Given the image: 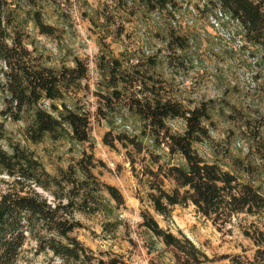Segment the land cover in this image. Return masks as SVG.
<instances>
[{
    "label": "trees",
    "instance_id": "trees-1",
    "mask_svg": "<svg viewBox=\"0 0 264 264\" xmlns=\"http://www.w3.org/2000/svg\"><path fill=\"white\" fill-rule=\"evenodd\" d=\"M137 1L143 10L175 20L187 0ZM199 1L204 9L213 10L222 24L235 22L244 41L264 51V0ZM37 2L0 0V93L4 96L0 140L8 142V147L0 142V175L9 178L0 194V264H23L25 244L30 239L36 241L37 253L55 258L48 264H128L122 253L94 251L74 234L83 226L78 214L111 215L115 207L125 204V197L119 187L101 179L95 171L102 161L91 142L92 116L76 97L89 76L88 63L75 56L74 65H47L30 47L29 22L46 35L55 29L44 22L35 7ZM165 44L169 61L185 56V35L170 29ZM148 58L150 64L138 61L125 65L118 56L102 55L98 67L107 91L99 93L102 118L108 119L107 113L116 106L125 107L140 126L138 134L125 130L113 134L111 129L104 141L112 148H125L134 171V153L146 152L136 176H146L151 209L168 218L175 206L192 204L218 225L231 223L239 214L263 213L264 193L252 181L217 161H208L196 148L197 143L211 138L208 124L212 122L213 106L202 103L190 108L165 95L157 77L158 61ZM45 100L50 101L49 107L44 106ZM8 118L24 121L25 136L33 143L47 137H68L79 144L88 143L89 148H83L80 157L67 167L51 173L32 149L9 139L5 127ZM176 118L185 121L184 131L171 129L169 120ZM141 137H147L152 147L165 149L168 159L162 160L161 153L146 147ZM175 157L179 162L171 161ZM236 163L243 167L240 161ZM151 209L141 210L143 233H139L142 240H147L143 246L149 264H264V224L259 221L242 226L251 247L210 256L185 233L176 234L161 226ZM119 224L118 220L109 221L105 229L115 231Z\"/></svg>",
    "mask_w": 264,
    "mask_h": 264
},
{
    "label": "rangeland",
    "instance_id": "rangeland-1",
    "mask_svg": "<svg viewBox=\"0 0 264 264\" xmlns=\"http://www.w3.org/2000/svg\"><path fill=\"white\" fill-rule=\"evenodd\" d=\"M138 2L38 0L35 7L41 11L44 22L55 27L54 32L41 33L32 22L28 23V29L33 41L30 47L47 65H74L75 56L88 63L89 76L83 80L84 88L76 97L79 105L92 116L91 142L96 157L102 161L95 171L101 179L119 187L125 197V204L115 207L111 215L78 214L83 226L74 234L94 251L108 249L122 253L128 264H149L143 246L147 240H142L139 233H143L141 210L151 207L146 197V176H136L146 152L134 153L137 159L134 171L125 148L121 145L112 148L104 141L111 129L113 134L123 130L138 134L140 126L125 107L116 106L107 113L108 119L102 118L99 107L103 100L99 93L107 91L98 67L100 56H118L125 65L138 61L150 64L152 60L148 57H151L158 61L157 77L161 79L165 95L190 108L202 103L212 105V122L208 124L211 138L197 143L196 148L208 161H217L224 168L236 171L264 193V51L245 42L235 22L224 25L222 20H217L213 10L204 9L202 1H185L175 20L143 10ZM170 29L185 35L188 41L185 56L172 58L173 61H169L165 44ZM3 98L0 93V109ZM49 103L45 100L44 106L49 107ZM169 124L173 131L185 129L182 118L171 119ZM5 127L10 140L32 149L54 174L60 167L76 161L83 148H89L88 143L79 144L68 137L58 140L47 137L33 143L25 136L22 120L8 118ZM141 139L146 147L161 153L162 160L168 159L165 149L152 147L147 137ZM0 142L8 147L5 139ZM128 149L132 150V146ZM171 161L179 162V158ZM238 161L243 167L236 163ZM8 180L7 176L0 175V194L7 188ZM42 192L53 199L46 191ZM152 212L161 226L176 234L185 233L210 256L238 253L243 247H251L242 226L253 220L264 224L263 212L258 216L239 214L231 223L218 225L201 215L192 204L175 206L168 218ZM114 220L120 221L116 230L105 229L106 224ZM36 246L35 240L27 241L23 264L52 263L55 258L51 254L37 253Z\"/></svg>",
    "mask_w": 264,
    "mask_h": 264
}]
</instances>
